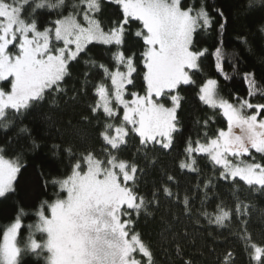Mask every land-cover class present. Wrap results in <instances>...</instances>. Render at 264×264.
Instances as JSON below:
<instances>
[{
    "label": "trees",
    "instance_id": "16d2710c",
    "mask_svg": "<svg viewBox=\"0 0 264 264\" xmlns=\"http://www.w3.org/2000/svg\"><path fill=\"white\" fill-rule=\"evenodd\" d=\"M0 2H20L23 19L44 31L77 13L74 5L81 0ZM41 2L45 6L38 7ZM180 6L198 20L192 50L201 56L191 83L162 97L167 106L173 97L179 101L169 149L133 132L116 150L105 138L123 122L121 109L114 117L99 108L98 90L111 88L109 73L131 62L128 93L147 91L146 30L113 2H101L94 18L107 34L123 27L122 43L88 45L60 82L0 117V151L19 165L13 191L0 199V246L7 229L21 222L17 264H50L40 216L50 217L52 205L67 198L62 182L76 170L84 173L90 157L136 168L128 187L137 208L126 210L123 220L128 236H136L147 252L133 254L140 264H264V181L231 179L207 155L192 152L229 126L220 110L200 99L210 80L221 99L264 118V0H180ZM0 87L10 91L11 81ZM237 138L250 141L246 133ZM251 153L247 160L264 167V154ZM258 248L263 253L256 257Z\"/></svg>",
    "mask_w": 264,
    "mask_h": 264
},
{
    "label": "rangeland",
    "instance_id": "374dc122",
    "mask_svg": "<svg viewBox=\"0 0 264 264\" xmlns=\"http://www.w3.org/2000/svg\"><path fill=\"white\" fill-rule=\"evenodd\" d=\"M119 5L127 19L138 20L146 30L147 91L128 93L133 65L109 73L111 88L98 90L99 108L117 117L122 110V125L105 138L112 150L125 143L130 132L145 143H156L169 149L175 131L179 101L171 98L165 105L162 97L182 85L191 83L200 54L192 50L198 20L180 6V0H81L77 13L56 22L53 28L40 31L35 23L22 17L20 2H0V83L11 81L10 91L0 87V117L9 109L18 110L60 82L67 66L90 44L120 45L123 27L104 33L94 14L101 2ZM46 2L38 3V7ZM52 8V7H49ZM83 22L80 21L79 14ZM121 59V57H120ZM200 99L218 109L228 120V129L192 152L207 155L231 179L254 177L264 181V167L247 160L253 153L264 154V118L247 113L246 105L232 106L221 99L217 82L208 81ZM246 133L250 141L237 140ZM84 173H75L62 182L67 198L52 205L50 217L41 214L39 231L46 235L50 264H140L134 253L147 256L136 236H128L123 217L135 210L137 203L128 184L136 168L109 159L107 163L90 157ZM193 170L192 165L189 166ZM19 173V165L0 151V199L11 193ZM21 222L12 224L0 246V264H17ZM30 249H38L35 237ZM263 253L256 249V257Z\"/></svg>",
    "mask_w": 264,
    "mask_h": 264
}]
</instances>
